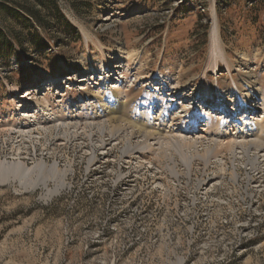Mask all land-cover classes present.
Returning <instances> with one entry per match:
<instances>
[{
  "label": "rangeland",
  "instance_id": "rangeland-1",
  "mask_svg": "<svg viewBox=\"0 0 264 264\" xmlns=\"http://www.w3.org/2000/svg\"><path fill=\"white\" fill-rule=\"evenodd\" d=\"M228 1L58 0L74 30L33 28L39 48L27 22L4 15L19 42L0 51V264H264L263 156L190 166L195 148L165 139L140 158L142 138H103L79 118L113 88L131 123L163 106L167 128L196 124V137L208 121L182 111L261 121L263 101L243 105L238 86L264 95V0ZM77 121L68 137L45 130Z\"/></svg>",
  "mask_w": 264,
  "mask_h": 264
},
{
  "label": "bare ground",
  "instance_id": "bare-ground-1",
  "mask_svg": "<svg viewBox=\"0 0 264 264\" xmlns=\"http://www.w3.org/2000/svg\"><path fill=\"white\" fill-rule=\"evenodd\" d=\"M214 54L217 53L214 52ZM219 64L220 63H218V60L215 59L213 62V69L217 70ZM68 69L69 70L71 69L72 71L74 70V68H68ZM247 81H246V87H248V90H245L244 94H243V90H241V88L238 86V90L242 96L241 102L243 103V105H247V104L248 106L249 104L254 105L255 103H253V101L261 100L263 101L262 105L264 106V95H262L263 96L262 99L258 98L259 93L258 90L253 86V82H251L250 80L248 82ZM196 86L197 88H200L198 82L196 83ZM217 88H218V92L220 93L219 98L223 102L225 99H223V95L221 94V89L218 84H217ZM102 95L101 94L95 95L96 103L92 104V108H91L92 113L90 116L79 117L81 119V122L84 121L83 122L84 125H82L83 128L92 127L95 125L103 138L105 136H110L114 138L121 131L125 133L128 132L129 133L128 135H130L131 137L137 136L139 138H142L141 140H139V143H137V145L135 146H132V144L134 143L130 144L132 138L128 139V145L130 144L133 147L132 150H138L136 153L140 155L139 156L140 158H145L148 151L156 152L157 150L162 148L161 141L165 139L172 141L178 147L187 146V148L190 147L195 148L196 153L194 156H192L191 158L187 156L188 154L186 155V157L184 156L187 160V163L190 166H192L193 159L195 157H199L201 160L203 159L206 161V163H209L211 158L219 157L220 155L222 156L224 151H230L235 154L237 153L236 152L237 149H241L240 152L244 153L246 155V158L249 159L247 161L248 164L250 163L254 166L257 163L259 157L260 158L261 156L264 157V116L262 117L261 121L239 119V120H235V122L234 121L230 122L226 117H224L216 122L214 119H211L209 116H206L203 113H201L197 108L192 110L182 111L181 113L189 112V115L195 117L196 119L202 116L208 121V123L205 126H208V130H210L209 131L210 133H207L205 137H201V136L196 137L195 133L199 132V128L195 129L196 124L190 130L183 128L177 130L167 128L168 111L170 110V107H164V106L161 107L163 108V110L159 115H157L156 119H151V124L145 122L144 114L138 115L137 119L131 123L123 119V117L126 116V111L128 109L129 103L128 101L122 99L121 91L113 88H108L103 90ZM25 104L27 105L26 102H21L20 106L24 107ZM39 104L42 107V103ZM254 107L255 105L253 106V108ZM149 115L151 116V113H149ZM185 116L187 117V115H184V117ZM179 120L181 121L182 124H184L183 118H179ZM237 121L239 123H243V125L241 124L239 125ZM215 123L217 124V126L213 128V124ZM82 126L77 121L75 123L71 122L68 124L55 125L50 127L48 126V128H46L45 130H51V132H53L55 130H58V128H60L66 134L65 137H68V135L71 133V128L80 130V127ZM25 133L31 134L32 131ZM74 134H77V131ZM186 134H192L194 136L188 137L185 136ZM103 138L101 139V142L104 144L107 143L104 141ZM199 144L207 145L204 154H201L200 152L197 151ZM154 145H158V148L155 149ZM130 147L128 148L125 147L127 148L125 149V154L127 153L130 154L132 152V150H129L132 148ZM252 152H253L252 154L253 157H251Z\"/></svg>",
  "mask_w": 264,
  "mask_h": 264
},
{
  "label": "trees",
  "instance_id": "trees-1",
  "mask_svg": "<svg viewBox=\"0 0 264 264\" xmlns=\"http://www.w3.org/2000/svg\"><path fill=\"white\" fill-rule=\"evenodd\" d=\"M229 4V8H232V3L228 0H220ZM249 3H254L262 0H247ZM255 8V7H254ZM42 11L45 12L44 15ZM28 15V19L24 18V14ZM5 14H10L14 18H17L20 22H27V29L30 32L32 41L37 42L36 47L39 48V32L31 31L35 27H41L43 29H51L53 26H59L67 32H72L74 27L72 23L65 17L58 0H0V22L6 24ZM30 20V23H28ZM32 21L34 23L32 24ZM34 26V27H33ZM19 38L10 33V29L7 25L5 28H0V51L7 50L11 44ZM6 55H1L0 58H5Z\"/></svg>",
  "mask_w": 264,
  "mask_h": 264
}]
</instances>
